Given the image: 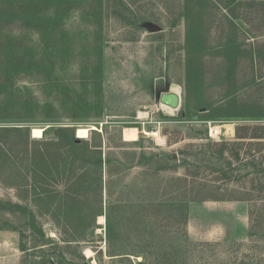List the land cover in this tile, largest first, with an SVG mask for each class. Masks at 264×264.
I'll return each instance as SVG.
<instances>
[{"label":"rangeland","instance_id":"rangeland-1","mask_svg":"<svg viewBox=\"0 0 264 264\" xmlns=\"http://www.w3.org/2000/svg\"><path fill=\"white\" fill-rule=\"evenodd\" d=\"M262 128L264 0H0V264H264Z\"/></svg>","mask_w":264,"mask_h":264},{"label":"trees","instance_id":"trees-1","mask_svg":"<svg viewBox=\"0 0 264 264\" xmlns=\"http://www.w3.org/2000/svg\"><path fill=\"white\" fill-rule=\"evenodd\" d=\"M65 129V128H64ZM60 130V131H64ZM250 128L249 127H238L237 128V136L239 139H262L263 136H257L249 133ZM264 131V128H262ZM69 148L71 152L74 154L79 153L83 154L87 157V160L90 161L91 159L95 164H99L101 166L104 165L103 161V154H102V141L100 143H96V145H91L89 142H75L74 138H70ZM91 161V162H92ZM107 163V162H106ZM108 165H109V158H108ZM111 174V173H110ZM102 178V177H101ZM101 188H104L103 182L101 183ZM108 218V216H107Z\"/></svg>","mask_w":264,"mask_h":264},{"label":"water","instance_id":"water-1","mask_svg":"<svg viewBox=\"0 0 264 264\" xmlns=\"http://www.w3.org/2000/svg\"><path fill=\"white\" fill-rule=\"evenodd\" d=\"M159 102L161 105L168 106L173 110H178L181 107L182 97L179 92L172 90L162 93L159 97Z\"/></svg>","mask_w":264,"mask_h":264},{"label":"bare ground","instance_id":"bare-ground-1","mask_svg":"<svg viewBox=\"0 0 264 264\" xmlns=\"http://www.w3.org/2000/svg\"><path fill=\"white\" fill-rule=\"evenodd\" d=\"M174 87H176V86H174ZM177 92H179L178 90H176ZM180 93V92H179ZM161 106V108L163 109V110H165V111H167V112H169V113H173L175 110H173V109H171V108H169L168 106H165V105H160ZM145 115V114H144ZM146 115H147V113H146ZM221 128L220 127H216V128H213V131L215 132V134H219V133H221V130H220ZM159 132V131H158ZM154 135H156L157 133H153ZM99 220H100V223H103L104 222V220H105V218L104 217H100L99 218ZM86 255L88 256V257H90V256H92V252L90 251V250H87L86 252Z\"/></svg>","mask_w":264,"mask_h":264}]
</instances>
